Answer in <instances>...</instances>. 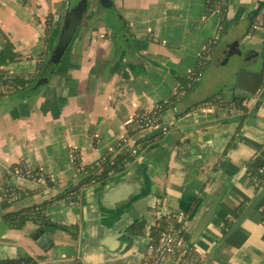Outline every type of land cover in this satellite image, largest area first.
Segmentation results:
<instances>
[{
	"label": "crops",
	"instance_id": "crops-1",
	"mask_svg": "<svg viewBox=\"0 0 264 264\" xmlns=\"http://www.w3.org/2000/svg\"><path fill=\"white\" fill-rule=\"evenodd\" d=\"M111 1L114 14L110 11L106 17L105 11L96 16L101 4L89 10L84 6L71 42L38 96L13 94L0 99V193L5 187L37 191L17 209L76 186L84 176L74 166V153L85 167L117 147L133 116L167 103L182 87L179 79L192 75L205 46L215 38L221 47L238 45L226 51L246 49L242 60L251 56L250 70L263 71L264 28L258 24L264 11L257 14L264 0H228L224 28L219 13L209 12L207 0ZM69 4L70 0H0V50L10 43L18 57L4 67L6 72L36 74L64 29ZM116 12L126 30L118 38L104 23L107 15L112 19ZM49 14L54 21L48 42ZM241 24L251 34L220 43L221 34L229 35V29ZM239 71L240 67L227 72L228 91L216 93L219 79L212 77L166 109L155 149L139 155L134 144L139 137L126 142L121 152L139 157L121 177L105 185L98 181L85 185L82 193L48 206L52 222L79 227L76 241L49 226L45 245L44 234L32 239L37 225L30 222L17 231L0 219V261L28 256L44 257L39 264H139L156 216L185 215L190 243L207 209L223 193L210 222L190 244L207 253L202 264H264V225L259 214L264 198L225 238L233 224L224 219L238 217V208H246L257 195L253 173L264 165V86L252 98L230 96ZM211 96L218 101L203 104ZM240 101L246 102V112L229 109V104ZM23 163L31 171L52 174L54 186L14 174L12 167ZM132 177L140 184H129L137 192L128 198L123 183ZM128 200L130 207L122 213L120 208ZM83 225L88 237L104 244L82 241ZM131 225L127 237L115 236ZM134 227L145 232L139 234Z\"/></svg>",
	"mask_w": 264,
	"mask_h": 264
},
{
	"label": "trees",
	"instance_id": "trees-1",
	"mask_svg": "<svg viewBox=\"0 0 264 264\" xmlns=\"http://www.w3.org/2000/svg\"><path fill=\"white\" fill-rule=\"evenodd\" d=\"M48 3L50 0H45ZM99 3L104 8V16L107 14V10H114V6L111 0H99ZM229 4V3H228ZM228 4L223 5L218 0H212L210 2H207V8L210 13L218 12L222 27L224 28L225 23L227 22V13H228ZM264 11V2L261 3L260 9L258 11L257 16ZM109 15V14H108ZM107 15L105 23V27L111 30H114L112 26L109 25L108 21L111 20V17ZM111 15V14H110ZM106 17V16H105ZM53 21L54 16L52 14H49L46 20V38L49 42V39L51 37L52 29H53ZM105 21V20H104ZM258 26H261L264 28V15L262 19L261 25L258 24ZM114 32V31H113ZM218 47V42H215L214 44H210L208 50H204L198 61L197 65L192 73V75L189 78L179 79L181 86L179 92H182L183 94L177 98L172 94L170 100L167 103L160 104L161 109L160 113L161 115L166 109H169L175 105L179 101L181 97H183L189 90L194 88L196 86L202 76V73L204 70L208 68L212 61V57L214 53L216 52V48ZM49 49V47H48ZM47 55L45 56V60L40 64L38 71L36 74L31 75L30 79L27 81L21 80L20 78H16L12 82V86L16 89L14 91V95H23L24 92L28 91L33 87V85L38 81V79L41 77V75L44 73L48 62L50 61L51 53L50 50H47ZM17 55L13 52L12 46L10 43L5 44V48L3 50H0V67L8 66L11 63H14L17 61ZM263 69H264V62H263ZM54 74V73H53ZM52 74V76H53ZM52 76L46 81V83L41 86L39 89H33L31 92L29 91L27 94H36L37 96L43 91V89L49 84V81L51 80ZM12 94V95H13ZM4 96L0 95V99ZM208 101L211 102H217V98H211L209 100H206L203 102V104H206ZM199 106V105H198ZM129 127V126H128ZM130 137L136 136L133 132L128 131ZM162 137V132L156 133L149 138H143L139 137L135 141V146L139 151V155H144L147 152L155 149L160 141V138ZM95 142V141H94ZM126 145V142H120V144L115 147L112 151L107 152L103 158H101L97 163L91 166H82L78 154L74 153V166L76 170L84 176V178L72 189L64 191L48 200H44L42 202L34 203L31 206L25 207V208H15V206L34 196L37 191H29V190H19V189H12L9 187H5L4 190L0 193V219L7 222L12 229H15L17 231H22L25 229L26 225L28 223H33L34 225H37L35 229L32 230L31 236L33 240H38L44 233H46L47 228L49 226H53L59 230H62L70 235V239L73 241H76L79 236V227L77 225L68 226V225H61L57 224L51 221V219L47 215V209L48 206L56 200L65 199L68 196H72V194H76L77 192H81L82 188L85 185H90L93 182H100V184L105 185L107 182H109L112 179H115L116 177H121L125 171L128 169L130 165H132L136 160L137 157H134L130 153H127L125 151L121 152L122 148ZM22 164H18L14 167H12V172L18 168L21 167ZM29 174V175H28ZM26 174L24 172L25 177L31 176V179H34L37 181L39 178H45L46 179V186L49 188H52L54 186V180L51 178L48 174L40 172V171H29V173ZM83 192V191H82ZM81 192V193H82ZM80 193V194H81ZM73 198V197H72ZM162 198V197H161ZM75 202V199H72ZM161 205V203H158V206ZM262 209L259 211V214L262 217V224L264 225V202L262 203ZM245 205H242L238 208L236 211V215L239 216L244 211ZM237 217H226L224 219L225 222H227L228 225L234 224ZM167 218L164 216H156V223L154 226H151L148 229L149 239L153 242L157 241L159 235L164 230V228L167 226ZM133 229V228H132ZM135 231L139 234H142L145 232L144 229L140 227H134ZM52 245L49 244L47 248H50ZM44 257H29L24 260H16V261H0V264H39ZM81 264V263H77Z\"/></svg>",
	"mask_w": 264,
	"mask_h": 264
},
{
	"label": "built area",
	"instance_id": "built-area-1",
	"mask_svg": "<svg viewBox=\"0 0 264 264\" xmlns=\"http://www.w3.org/2000/svg\"><path fill=\"white\" fill-rule=\"evenodd\" d=\"M210 1L212 0H207V2ZM218 1L223 5L228 4V0ZM261 23L262 21H260L259 25H261ZM216 41L217 38L205 46L204 50L207 51L209 45L211 43L214 44ZM30 58L31 57H28V59ZM4 67L5 66L0 67V95L6 97L8 95H12L16 90L12 86L14 79L20 78L21 80L27 81L31 76L6 72ZM262 73L263 79L261 84L264 86V69ZM182 94V92L178 91L173 95L179 98ZM228 107L232 111L246 112L247 110L246 102L242 101L238 103H231ZM160 109L161 106L159 105L153 109H141L138 111L128 125V131L131 130V132H133L136 136L143 138H149L150 136L160 132ZM133 138H135V136L130 137L128 132L123 142H129ZM29 171L30 169L28 165L23 163L20 168L14 171V174L24 178H32L31 176L25 177L24 175V172L28 174ZM48 175L53 178L52 174ZM253 180L256 185V189L259 191L264 185V165L253 173ZM37 181L43 184L46 183L45 178H39ZM165 217L168 222L167 226L161 232L157 241L153 242L149 239L144 255L142 256L139 264H202L207 253L205 251H199L188 242L184 229L186 217L183 214H172Z\"/></svg>",
	"mask_w": 264,
	"mask_h": 264
},
{
	"label": "water",
	"instance_id": "water-1",
	"mask_svg": "<svg viewBox=\"0 0 264 264\" xmlns=\"http://www.w3.org/2000/svg\"><path fill=\"white\" fill-rule=\"evenodd\" d=\"M84 4H85V0H76V9H77L76 17L71 16L68 19L66 26L64 27V31H63L62 35L59 37L58 40H57V38L54 39V45L50 49V52H51L50 61L48 62V65H47L44 73L41 75V77L38 79V81L33 85V87L31 89H29L28 91L23 93V96L27 95V93L29 91L31 92L33 89H39L41 86H43L46 83V81L55 72L60 56L67 49V46L69 45V43L71 42V40L73 38V33L75 30V24H77L78 20H80V18L83 17L84 6H85ZM98 4H99V0H94V3L91 4V7L92 8H94L96 6L98 7L99 6ZM102 7L103 6L98 7V11L96 12V16L101 15L104 12ZM88 20H90V19H88ZM234 46H236L238 49V45L232 44V43L228 44L227 46L224 45L223 47H221V49H223V50H227L228 48L232 49ZM251 59H252V57H251ZM242 61H243V64H242V67L240 68V71L238 73V76H237V79L235 82V86L233 89L234 91L230 96H233L236 98H238V97L252 98L256 94V92L258 91L259 87L261 86L262 79H263V73H262L263 71L258 70V68L250 70V65H251L250 62L251 61H250L249 56H248V59H245V60L243 59ZM137 165H138V162L135 163L133 168L136 167ZM131 182H135L137 184H140L134 177L126 179V181L123 183V189H125L126 196L128 198L133 197L137 192V188L131 189V187L129 185ZM110 190L112 191V189H110ZM222 196H223V193L219 194L218 197L215 199V201L212 203V205L207 209L206 213L202 217L197 228L195 229V231L193 232V234L191 236V239H190L191 244H194L196 242V240L198 239L200 234L203 232L205 227L210 222L211 218L213 217V215L217 209V206H218L220 200L222 199ZM263 198H264V185L257 192V195L254 197V199L246 206L244 211L237 217L236 221L232 225L231 229L229 230V232L225 238L229 237L231 234H233L240 227V225L255 210V208L259 205V203L262 201ZM128 203H129V200L126 202V205L123 208H120V210H122V213H124L130 207V206H128L129 205ZM133 225L127 227L123 232L118 233L115 236H118L119 238L127 237L125 235L127 233L130 234ZM83 226L84 227L82 230V241H86L88 243H95V244H104L105 241L100 243V241H98L96 239H91L90 237H88L87 232L85 230V225H83ZM46 238H48L47 234H44L42 239H41V242ZM48 242H49L48 239L44 240L45 245ZM27 258H29V257L27 256V257L3 259L2 261H16V260H24Z\"/></svg>",
	"mask_w": 264,
	"mask_h": 264
},
{
	"label": "rangeland",
	"instance_id": "rangeland-1",
	"mask_svg": "<svg viewBox=\"0 0 264 264\" xmlns=\"http://www.w3.org/2000/svg\"><path fill=\"white\" fill-rule=\"evenodd\" d=\"M110 11L111 10H107V14ZM110 13L112 15L114 14L113 11H111ZM104 20L105 19H103L102 21ZM108 23L110 26L114 28L113 31H114V36L116 38H118L121 35L124 36L126 30L123 29L124 27L123 23L120 20L117 12H116V15H114V17L108 21ZM229 31H230L229 35H226V34L220 35V40H221L220 43L224 42L225 39H228L230 37L232 38L234 36L243 37L247 34H251L249 33V29L248 27L245 26V24L237 25L234 28L229 29ZM220 47L221 45L216 48V52L214 53L212 57V61L210 63L209 68L203 71L198 84L194 86V90H196L198 86L201 87L202 85H206L207 82H209L212 77H217L219 79L217 83L215 84L216 93L229 90L231 82H230V79L227 78L228 77L227 72H229L232 68L236 69V68L242 67V64H243L242 58L247 53V50L244 48H240L238 51H232V52L229 50L220 51ZM192 91L189 90L188 93L191 94ZM211 98H213V96L205 99L204 101L209 100Z\"/></svg>",
	"mask_w": 264,
	"mask_h": 264
},
{
	"label": "flooded vegetation",
	"instance_id": "flooded-vegetation-1",
	"mask_svg": "<svg viewBox=\"0 0 264 264\" xmlns=\"http://www.w3.org/2000/svg\"><path fill=\"white\" fill-rule=\"evenodd\" d=\"M71 1H75V0H70V4H69V6H68V8H67V13H66V20H65V22H64V24H63V28L66 26V24H67V22H68V19L71 17V16H74V17H76V11H77V9H76V1H75V4L74 5H72L71 4ZM92 2H93V0H87V2H86V0H85V6H86V9L87 10H89L90 8H91V4H92ZM100 4V3H99ZM95 9H96V7H95ZM83 15H84V13H83ZM86 18V17H85ZM79 21L80 20H78V23H79ZM78 25V24H77ZM76 25V26H77ZM63 31H64V29H63ZM63 31L61 32V34L63 33ZM61 34L59 35V37L61 36ZM249 58H250V60H251V56H249Z\"/></svg>",
	"mask_w": 264,
	"mask_h": 264
}]
</instances>
